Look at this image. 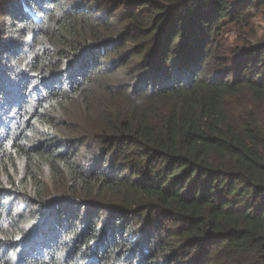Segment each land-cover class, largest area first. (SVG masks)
Listing matches in <instances>:
<instances>
[{
	"label": "trees",
	"instance_id": "obj_1",
	"mask_svg": "<svg viewBox=\"0 0 264 264\" xmlns=\"http://www.w3.org/2000/svg\"><path fill=\"white\" fill-rule=\"evenodd\" d=\"M262 6L0 0V264H264Z\"/></svg>",
	"mask_w": 264,
	"mask_h": 264
},
{
	"label": "rangeland",
	"instance_id": "obj_2",
	"mask_svg": "<svg viewBox=\"0 0 264 264\" xmlns=\"http://www.w3.org/2000/svg\"><path fill=\"white\" fill-rule=\"evenodd\" d=\"M32 12V11H31ZM35 18H41L38 13L32 14ZM248 24H229L224 30L219 43L228 54L237 45L264 44V6L252 11ZM245 41V43H243Z\"/></svg>",
	"mask_w": 264,
	"mask_h": 264
},
{
	"label": "water",
	"instance_id": "obj_3",
	"mask_svg": "<svg viewBox=\"0 0 264 264\" xmlns=\"http://www.w3.org/2000/svg\"><path fill=\"white\" fill-rule=\"evenodd\" d=\"M29 10V9H28ZM32 14L34 13V12H31Z\"/></svg>",
	"mask_w": 264,
	"mask_h": 264
}]
</instances>
